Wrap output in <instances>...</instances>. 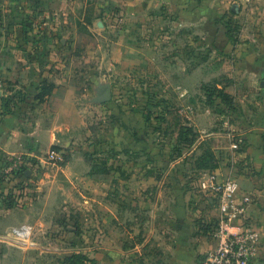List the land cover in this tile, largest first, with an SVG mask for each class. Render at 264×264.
Listing matches in <instances>:
<instances>
[{"label":"crops","instance_id":"0c3cea01","mask_svg":"<svg viewBox=\"0 0 264 264\" xmlns=\"http://www.w3.org/2000/svg\"><path fill=\"white\" fill-rule=\"evenodd\" d=\"M166 8L176 12L177 35L204 36V80L223 83L236 100L232 119L223 121L227 141L214 148L217 166L186 167L183 153L176 157V173L114 171L115 181L105 186L84 158L71 157L59 168V180L42 174L32 179L33 187L12 191L20 196L18 206L6 205L0 177V243L14 245L13 228L29 227V239L37 241L49 231V256L25 264H73V255L82 259L76 264H202L217 243L218 209L199 188L210 171L233 178L240 194L252 197L247 222L262 231V249L252 264H264V0H0V35L8 30L15 39L0 40V77L4 90L10 87L0 96V173L13 156L38 157L41 147L60 145L72 130L70 123L38 118L37 124L27 116L33 109L48 116L77 114L80 89L67 54L78 61L77 52L100 50L101 36L113 34L111 59L137 60L129 35L149 29L169 13ZM44 84L54 87L39 100Z\"/></svg>","mask_w":264,"mask_h":264},{"label":"rangeland","instance_id":"374dc122","mask_svg":"<svg viewBox=\"0 0 264 264\" xmlns=\"http://www.w3.org/2000/svg\"><path fill=\"white\" fill-rule=\"evenodd\" d=\"M165 11L169 12L167 8ZM148 25L142 34L129 35L137 44L131 53L138 59L132 62L115 63L111 59L113 34L101 36L102 49L77 52L78 61L76 54L64 57L66 63L70 62V75L77 79L75 85L80 89L77 114L48 116L33 109L27 116L37 124L38 118H46L42 121L52 124L70 123L72 130L60 145L52 143L45 150L41 147L38 157L34 155L31 163L3 180L1 184L8 192L4 196L6 205L18 206L20 196H14L12 191L33 187L32 179L39 175H45L50 182L60 179L59 168L65 164L41 163L52 148L64 153L65 163L71 157L84 158L92 172L100 173L105 186L115 181L110 177L114 171L121 176L142 168L155 177L166 171L176 173L180 150L188 156L180 161L186 167L207 169V165L215 164L203 159L208 153L215 154L214 148L219 150L227 141L223 134L228 129L223 121L232 119L236 100L221 95V91L225 92L223 83L204 80L205 71L209 70L205 66L204 36L177 35L176 12ZM28 35L23 37L29 40ZM0 37L1 41L15 42L11 31L6 30ZM196 45L199 49L194 51L192 47ZM9 88L8 85L5 90ZM13 101L10 96L8 106ZM80 166L77 163L75 168ZM48 214L43 212L44 217ZM60 216L58 211L59 220ZM48 232L40 233V241L12 236L15 241L10 248L0 243L4 264H25L33 258L45 260L53 249L47 241ZM58 245L53 247L59 248Z\"/></svg>","mask_w":264,"mask_h":264},{"label":"built area","instance_id":"2783aa9c","mask_svg":"<svg viewBox=\"0 0 264 264\" xmlns=\"http://www.w3.org/2000/svg\"><path fill=\"white\" fill-rule=\"evenodd\" d=\"M5 94L8 93L0 79V96ZM31 159L24 154L13 156L10 166L4 172L5 178L13 177L23 166L31 163ZM45 160H41V163L62 166L65 162L64 153L52 148ZM199 188L212 198L218 209L214 228L217 243L208 251L202 264H252L262 249V231L247 222L252 197L240 194V186L236 180L222 177L213 171L206 172L199 179ZM9 235L17 239H27L31 235V229L26 226L13 228Z\"/></svg>","mask_w":264,"mask_h":264},{"label":"trees","instance_id":"16d2710c","mask_svg":"<svg viewBox=\"0 0 264 264\" xmlns=\"http://www.w3.org/2000/svg\"><path fill=\"white\" fill-rule=\"evenodd\" d=\"M53 87H54V86L51 85V84H44V85L42 86V91H41V92L39 93V95H38V99H39V100H43L45 96L51 94V92H52V90H53ZM220 93H221V95L224 94V95H222L224 98H229V99H231L227 93H225V92H223V91H221ZM9 101H10V97L5 98V105H6V108H7V109H8V102H9ZM182 154H183V151L180 150V155H182ZM178 156H179V155H178ZM203 160L206 161L207 163H209L210 161H214V162H215V154H212V153L209 154V153H208V155L205 156ZM199 161H200V160H197L198 164H199ZM63 164H65V162H64ZM63 164H62V165H63ZM203 164H204V163H203ZM199 165H200V164H199ZM207 166H208V165H207ZM207 166H206L205 168H207V169H213V168H215V167L217 166V164H216V163H215V164L213 163V164L209 165L208 167H207ZM0 177H1V180H4L5 175H4L3 173H0ZM12 200H13V202H15L14 199H12ZM11 205H12V204H11ZM69 260H72V263H73V264H76V263H79L80 261H82V259H81L79 256H77V255H73V256L69 257L68 261H69Z\"/></svg>","mask_w":264,"mask_h":264}]
</instances>
